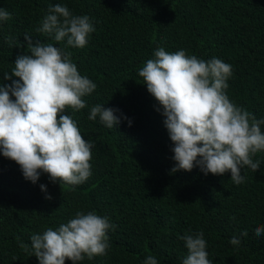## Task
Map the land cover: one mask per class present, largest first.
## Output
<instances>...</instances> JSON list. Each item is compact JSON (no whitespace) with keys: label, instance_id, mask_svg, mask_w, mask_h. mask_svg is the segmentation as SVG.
Here are the masks:
<instances>
[{"label":"trees","instance_id":"16d2710c","mask_svg":"<svg viewBox=\"0 0 264 264\" xmlns=\"http://www.w3.org/2000/svg\"><path fill=\"white\" fill-rule=\"evenodd\" d=\"M56 4L87 15L96 29L85 47L69 51L80 74L97 88L83 97L86 108L66 110L94 145L92 175L75 186L61 187L46 173L32 183L0 152V264H40L31 236L90 211L115 227L108 232L106 255L78 264H144L148 255L158 264H183L187 248L179 237L201 231L212 264H264V234H255L264 227V151L253 157L261 162L259 170L242 169L246 179L240 185L230 172L205 175L199 166L173 173L166 118L138 75L160 47L219 58L233 68L230 100L264 119V0H0L11 15L0 22V85L12 83L4 73L11 72L18 55L27 54L26 34L34 43L62 46L37 31ZM96 104L119 109L120 124L108 128L99 117L89 120ZM234 236L238 246L230 243Z\"/></svg>","mask_w":264,"mask_h":264},{"label":"clouds","instance_id":"9594fccd","mask_svg":"<svg viewBox=\"0 0 264 264\" xmlns=\"http://www.w3.org/2000/svg\"><path fill=\"white\" fill-rule=\"evenodd\" d=\"M9 19L10 13L0 7V22ZM95 30L87 15H73L61 4L49 6L37 31L62 46L40 40L34 43L26 34L27 54L18 55L11 72L3 75L12 83L0 85V152L15 161L32 183L46 173L61 187L75 186L92 175L94 145L84 139L78 122L66 110L86 108L83 97L97 88L90 78L80 74L69 51L85 47ZM232 74V65L219 58L204 60L183 49L168 52L163 47L138 70L166 118L164 124L174 144L173 173L191 172L199 166L205 175L230 172L231 181L240 185L246 179L242 175L244 167L259 170L261 162L253 157L264 151V119L258 120L230 100L227 89ZM13 76L19 79L13 80ZM117 111L96 104L88 119L99 117L102 124L112 128L121 122ZM40 187L47 192L46 185ZM46 199H52L51 195ZM114 227L95 211L77 212L55 230L49 227L42 234L32 235L31 249L40 264H66L68 260L78 264L86 257L92 260L106 255L110 247L108 232ZM255 234H264V227H257ZM242 236L247 237L248 232L245 230ZM16 239L19 247L28 251L29 245L20 237ZM179 239L187 248L183 264H212L202 231ZM230 243L238 246L241 241L234 236ZM144 264L158 261L148 255Z\"/></svg>","mask_w":264,"mask_h":264}]
</instances>
